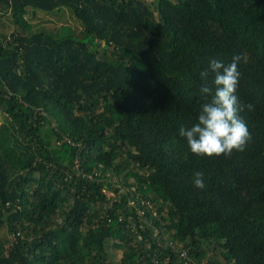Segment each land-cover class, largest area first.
Returning a JSON list of instances; mask_svg holds the SVG:
<instances>
[{
  "label": "trees",
  "instance_id": "obj_1",
  "mask_svg": "<svg viewBox=\"0 0 264 264\" xmlns=\"http://www.w3.org/2000/svg\"><path fill=\"white\" fill-rule=\"evenodd\" d=\"M62 6L78 35L26 18ZM4 14L0 264H264V0H0ZM234 54L251 137L195 155L178 127L209 60Z\"/></svg>",
  "mask_w": 264,
  "mask_h": 264
},
{
  "label": "clouds",
  "instance_id": "obj_2",
  "mask_svg": "<svg viewBox=\"0 0 264 264\" xmlns=\"http://www.w3.org/2000/svg\"><path fill=\"white\" fill-rule=\"evenodd\" d=\"M239 60L238 54H234L228 63L212 58L209 60L208 69L200 73L202 83L199 93L202 103L194 122L178 127V134L185 138L189 151L195 155H229L233 150H243L251 137L247 123L240 114L245 105L237 95L241 77ZM209 70L214 74L210 83ZM246 107L251 109L252 105L248 104ZM204 177L203 171H195L193 185L203 189Z\"/></svg>",
  "mask_w": 264,
  "mask_h": 264
},
{
  "label": "rangeland",
  "instance_id": "obj_3",
  "mask_svg": "<svg viewBox=\"0 0 264 264\" xmlns=\"http://www.w3.org/2000/svg\"><path fill=\"white\" fill-rule=\"evenodd\" d=\"M31 9V8H30ZM10 15L4 14L0 17V33L8 34L12 32L13 25L10 22ZM26 18L32 23L33 29H42L52 33L54 36L63 35H78L81 30L80 22L72 15V13L65 6L59 7L50 12L42 10H28ZM2 115L0 114V121ZM113 194L111 191H106ZM10 233L5 228L0 229V237H9ZM115 256H120V251H115ZM220 257V256H219ZM221 258V257H220Z\"/></svg>",
  "mask_w": 264,
  "mask_h": 264
}]
</instances>
